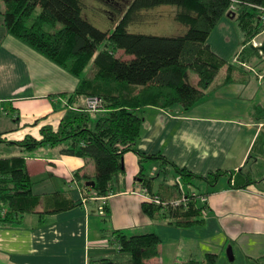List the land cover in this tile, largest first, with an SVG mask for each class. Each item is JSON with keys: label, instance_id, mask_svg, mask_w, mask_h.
<instances>
[{"label": "crops", "instance_id": "crops-1", "mask_svg": "<svg viewBox=\"0 0 264 264\" xmlns=\"http://www.w3.org/2000/svg\"><path fill=\"white\" fill-rule=\"evenodd\" d=\"M4 11L0 2V160L23 156L35 195L45 199L59 192L77 207L45 218L28 214L12 226L0 224V264H88L115 255V231L157 234L159 264L203 261L208 254L220 259L227 246L234 255H243L245 264L264 257V60L248 70L236 68L242 48L233 21L223 18L208 45L235 68L224 66L200 103L189 111L179 105L138 111L143 121L135 149L162 155L199 178L184 186L172 166L163 171L160 161H146L141 169L137 154L129 152L123 159L124 181L113 182L116 191L102 217L100 201L84 203L79 192L94 190L95 164L63 154L69 141L30 153L14 144L31 136L41 140L43 127L58 129L68 109H74L68 102L79 80L13 37ZM90 114L97 119L102 113ZM141 170L153 178L155 193L163 184L177 182L184 191L207 194L205 224L183 231L148 217L142 196L132 192L139 188L135 184Z\"/></svg>", "mask_w": 264, "mask_h": 264}, {"label": "trees", "instance_id": "trees-1", "mask_svg": "<svg viewBox=\"0 0 264 264\" xmlns=\"http://www.w3.org/2000/svg\"><path fill=\"white\" fill-rule=\"evenodd\" d=\"M0 1L4 3L8 32L79 80L68 102L74 109H68L58 129L43 127L41 140L31 136L15 145L30 153L43 145L69 141L63 154L95 164L93 187L100 197L116 191L113 182L125 175L123 159L129 152L137 154L141 169L146 161H160L164 168L172 166L184 186L199 178L166 161L162 155L143 154L135 149L143 121L138 111L146 106L167 110L178 105L189 111L200 103L224 66L234 70L235 66L216 56L208 45L223 18H232L241 33L240 58H258L260 54L251 49L249 42L264 30L261 12L264 0H103L119 15L114 29L106 33L88 20L85 0ZM233 3L238 5L237 14L230 12ZM162 6L175 8V21L183 27V33L160 37L129 31L131 25L142 20L144 12ZM91 60L96 72L93 80L83 77ZM190 73L198 77L197 86L190 84ZM120 84L130 92H142L131 97L109 88ZM149 90H153L152 95L147 93ZM89 96H99L105 103V112L97 119L82 106ZM221 175L212 176V181L216 182ZM152 180L142 170L136 178L150 195L160 197L164 203L188 197L177 182L170 186L163 184L155 193ZM33 184L23 156L0 160V224L12 226L20 224L28 214L45 218L77 207L74 200L59 192L45 199L35 195ZM186 205L166 217L159 206L148 202L143 207L148 217L166 219L181 230L203 226V206L196 201H188ZM112 238L117 247L115 255L90 260L88 264H148L161 254V241L155 233L129 236L115 231ZM259 259L253 263L263 261L264 257ZM217 263L218 257L208 254L205 263L189 260L184 264Z\"/></svg>", "mask_w": 264, "mask_h": 264}, {"label": "rangeland", "instance_id": "rangeland-1", "mask_svg": "<svg viewBox=\"0 0 264 264\" xmlns=\"http://www.w3.org/2000/svg\"><path fill=\"white\" fill-rule=\"evenodd\" d=\"M86 3L88 4V9L86 10V16L88 18V20L93 24L94 27L99 28L101 31L103 32H111L114 29V25L115 23H117V20L119 19V15L115 13V11L110 7V5H108L107 3H104L103 0H85ZM3 3V1H0ZM233 5V6H232ZM231 7L232 9H236V14L238 13V9L236 7L235 4H232ZM173 7L171 6H162V7H158L155 9H151V11L148 12H144L143 14V18L142 20L139 21L138 24H133L129 27V31L131 33L134 34H144V35H156V36H160V37H164V36H175L178 34L183 33V27L177 23L175 21V12H174ZM231 9V8H230ZM232 12V10L230 11ZM262 12V11H261ZM233 13V12H232ZM264 14V12H262ZM229 21H233L232 18H228ZM235 23V21H233ZM212 40L211 43L214 44V46H216L215 44V38H211ZM264 39V30L261 34L257 35L251 42H249L250 44H253V42H258L261 43V41ZM104 47H102L101 49H103ZM255 52V51H254ZM258 54H260L259 52H257ZM261 60H264V55L260 54L259 57L255 58V57H251L249 60H242L241 58L236 59L234 62V65L236 66L237 69H242V70H248L249 68H254L256 66V63H259ZM58 66V65H57ZM59 67V66H58ZM234 67V66H233ZM64 69V68H61ZM65 70V69H64ZM66 71V70H65ZM223 72V70H222ZM84 78H88L90 80H93L96 76V72L95 69L93 67V61L91 60V62L87 65V67L85 68V70L83 71ZM222 74V73H221ZM188 80L190 82V84H192L193 86H197L198 85V81L199 79L197 78V76L193 73L189 74ZM96 84V83H95ZM109 88L111 91L114 90V92H119L120 94H124L126 96H135L136 94H139L142 91H137L136 93L134 92H130V90L128 89V87H126L123 84L120 85H109ZM113 89V90H112ZM151 95L153 94V90H149ZM89 97H93V98H99L100 99V107L98 108L97 111L95 112H91L94 114H99V113H104L105 112V103L103 102V100L99 97V96H89ZM89 97H86V99L84 100V106L85 107V111H88V107H86V103H87V99ZM83 103V102H82ZM90 113V112H89ZM101 115V114H100ZM96 119V118H94ZM6 155V154H5ZM125 176V175H124ZM121 178L122 181H124V177ZM169 177V176H168ZM179 182V181H178ZM137 186H139V188L137 190L132 191L133 194H138L140 196H142L143 200H144V204L147 203V199L144 196V186L137 183ZM182 185V183H181ZM79 192L82 195V198L84 199V203H88V201L91 200H96V201H100V206L98 207V213L100 214V216L102 217H106L108 214V209H107V199L110 198V194L108 196H102L100 197L94 190L92 192L90 191H86V189H83L82 191L79 190ZM86 192V193H85ZM186 192V193H185ZM183 193H185L188 196V201H196L199 205L203 206V211L201 213V216L203 217V219H205V215L208 211V195L207 194H201L198 193L196 190H191V191H184ZM91 194V195H90ZM152 196V195H151ZM202 199H206L205 203H203L201 200ZM177 201H172L171 203L167 204H162L160 205V211L162 212V215L169 216L171 211H174L182 206H176L175 203H179ZM182 201V199H181ZM187 204V203H186ZM187 205H185L186 207ZM104 209L103 213L101 212V209ZM169 208H171L169 210ZM169 212V213H168ZM150 217V216H149ZM152 218V217H150ZM155 219L156 221H158L159 223H163L167 226H171L168 220L166 219H157V218H152ZM173 221V220H172ZM205 221V220H204ZM196 228V227H195ZM194 228V229H195ZM185 230V229H184ZM183 230V231H184ZM191 230V229H190ZM229 246H227L224 250V257H221L219 259V263L217 264H245V260L243 258V255H241L239 252L237 254L234 255L235 260L233 262L229 261ZM235 251H237V249L234 247ZM161 255V254H160ZM262 258V257H260ZM206 259V258H205ZM205 259L202 261L205 263ZM259 259V258H257ZM160 256L158 258L155 259H151V261L148 262V264H152V262L157 261L158 264L161 263L160 261ZM195 260V259H192ZM251 260V259H250ZM260 260V259H259ZM196 261V260H195ZM201 262V260H198ZM252 262V263H251ZM251 262L249 261L248 264H264V260L260 261V262H255L253 263V260H251ZM155 263V262H154Z\"/></svg>", "mask_w": 264, "mask_h": 264}, {"label": "built area", "instance_id": "built-area-1", "mask_svg": "<svg viewBox=\"0 0 264 264\" xmlns=\"http://www.w3.org/2000/svg\"><path fill=\"white\" fill-rule=\"evenodd\" d=\"M233 4H235L236 5V7H237V9H238V5L236 4V3H233ZM233 6V5H232ZM231 10H232V12H237L236 11V9L234 10V9H232V7H231ZM239 10V9H238ZM261 11L262 12H264V10L263 9H261ZM261 43H262V41H261ZM261 43H258V42H253V44H251V45H253V46H260L261 45ZM100 105V99L98 98H93V97H89L88 99H87V103H86V107H88V112H95V111H97L98 110V108L100 107L99 106ZM144 196L146 197V199H147V203L149 202V203H152V204H154V205H156V206H159L160 207V205H162V204H165L164 202H162L161 201V199H160V197H158V196H151L148 192H147V190L146 189H144ZM203 203H205V201H206V199H202L201 200ZM179 203H175V205L176 206H185L186 205V203L188 202V197H186V196H184L183 198H182V201L180 200V201H178ZM101 209V212L103 213V211H104V209H102V208H100Z\"/></svg>", "mask_w": 264, "mask_h": 264}, {"label": "water", "instance_id": "water-1", "mask_svg": "<svg viewBox=\"0 0 264 264\" xmlns=\"http://www.w3.org/2000/svg\"><path fill=\"white\" fill-rule=\"evenodd\" d=\"M251 49L253 50V51H257V52H259L260 54H262V55H264V39L262 40V43H261V45L260 46H253V45H251ZM91 185L92 186H94L95 184L94 183H91ZM229 261H233L234 260V252H233V249H232V247L230 246L229 248Z\"/></svg>", "mask_w": 264, "mask_h": 264}, {"label": "flooded vegetation", "instance_id": "flooded-vegetation-1", "mask_svg": "<svg viewBox=\"0 0 264 264\" xmlns=\"http://www.w3.org/2000/svg\"><path fill=\"white\" fill-rule=\"evenodd\" d=\"M233 14H236L235 12H233Z\"/></svg>", "mask_w": 264, "mask_h": 264}]
</instances>
